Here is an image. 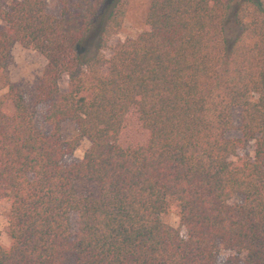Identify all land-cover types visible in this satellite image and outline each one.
I'll return each mask as SVG.
<instances>
[{
    "label": "trees",
    "instance_id": "1",
    "mask_svg": "<svg viewBox=\"0 0 264 264\" xmlns=\"http://www.w3.org/2000/svg\"><path fill=\"white\" fill-rule=\"evenodd\" d=\"M58 1L54 16L43 0H0V73L15 44L39 52L35 101L48 105L45 131L19 91L14 111L0 100V264H218L222 250L264 264V0H152L147 30L109 60L128 0ZM234 107L241 138L228 136ZM132 110L148 139L123 147ZM65 121L91 143L71 165L79 140L62 139ZM251 142L254 156L238 157ZM77 180L98 197L79 196Z\"/></svg>",
    "mask_w": 264,
    "mask_h": 264
},
{
    "label": "rangeland",
    "instance_id": "2",
    "mask_svg": "<svg viewBox=\"0 0 264 264\" xmlns=\"http://www.w3.org/2000/svg\"><path fill=\"white\" fill-rule=\"evenodd\" d=\"M46 11L54 16H58L62 10V5L58 0H43ZM152 0H128L125 17L120 30L115 33L108 42L107 48L103 51L105 59L109 60L113 51L127 40L136 39L142 32L147 30L146 18ZM110 0H107V3ZM237 28L228 24L226 27V36L233 37ZM47 66V60L39 52L26 49L20 44H15L8 63L7 70L0 73V100L9 111H14V107L9 98V88L13 87L20 92L25 107L32 115L38 127L46 131L44 124L48 113V105H41L35 101V93L40 79ZM68 87V78L64 77L60 82V93L66 92ZM234 126L229 133V137L241 138V113L239 108L232 109ZM125 132L119 139V144L123 147L130 145L145 144L148 139L146 131L141 127L136 110H132L130 115L124 121ZM62 139L66 142L77 139L79 146L73 155L65 158L66 165H71L84 157L85 152L90 147V141L79 135L77 126L70 121L61 123ZM253 142L249 143L245 149L238 152V157H253ZM76 189L79 196L96 198L100 194V185L86 180H77ZM243 202L242 196H237L231 200L232 204ZM10 205L6 202H0V245L8 247L11 243L8 234ZM162 220L174 229H179L183 235L184 230L180 227V216L176 212H167L163 214ZM234 253L222 250L219 254L218 264H232L231 257ZM243 258V255L240 256Z\"/></svg>",
    "mask_w": 264,
    "mask_h": 264
}]
</instances>
